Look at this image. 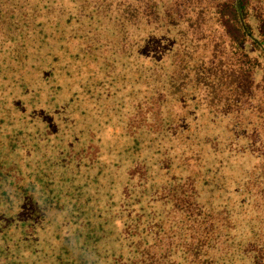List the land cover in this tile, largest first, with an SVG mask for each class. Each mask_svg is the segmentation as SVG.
<instances>
[{"label": "trees", "instance_id": "1", "mask_svg": "<svg viewBox=\"0 0 264 264\" xmlns=\"http://www.w3.org/2000/svg\"><path fill=\"white\" fill-rule=\"evenodd\" d=\"M0 264H264V0H0Z\"/></svg>", "mask_w": 264, "mask_h": 264}]
</instances>
